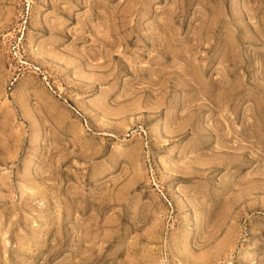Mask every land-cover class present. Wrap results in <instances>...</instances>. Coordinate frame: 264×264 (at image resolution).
Segmentation results:
<instances>
[{"label":"rangeland","instance_id":"obj_1","mask_svg":"<svg viewBox=\"0 0 264 264\" xmlns=\"http://www.w3.org/2000/svg\"><path fill=\"white\" fill-rule=\"evenodd\" d=\"M0 264H264V0H0Z\"/></svg>","mask_w":264,"mask_h":264}]
</instances>
